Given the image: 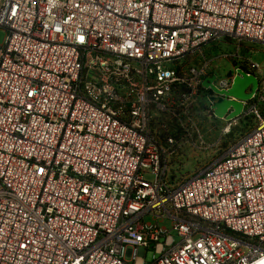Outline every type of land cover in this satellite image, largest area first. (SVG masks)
Masks as SVG:
<instances>
[{
    "label": "built area",
    "instance_id": "1",
    "mask_svg": "<svg viewBox=\"0 0 264 264\" xmlns=\"http://www.w3.org/2000/svg\"><path fill=\"white\" fill-rule=\"evenodd\" d=\"M0 29V264H264V0H0Z\"/></svg>",
    "mask_w": 264,
    "mask_h": 264
},
{
    "label": "rangeland",
    "instance_id": "2",
    "mask_svg": "<svg viewBox=\"0 0 264 264\" xmlns=\"http://www.w3.org/2000/svg\"><path fill=\"white\" fill-rule=\"evenodd\" d=\"M6 37V31L0 29V44H2ZM235 50V43L228 42V53ZM241 51L245 53L250 59L257 61L261 66V76L264 90V42L256 40H245L242 42ZM212 56L221 55L220 49L211 48ZM214 66L217 68L215 74L219 79H224L227 74L234 69L232 61H217ZM246 123L241 125L235 130V134L228 135V137L221 140L219 143L216 139L207 138L204 144L199 145L197 148L188 149L182 156L175 161L172 168V174L175 179L182 180L189 176L196 175L199 172L210 166L215 160L223 155L227 147L235 139L239 133L244 132L247 127H251L254 124L252 117L246 119ZM215 134L219 135V131H215ZM217 137V136H216ZM216 144L213 146V144ZM151 258V255H150Z\"/></svg>",
    "mask_w": 264,
    "mask_h": 264
},
{
    "label": "water",
    "instance_id": "3",
    "mask_svg": "<svg viewBox=\"0 0 264 264\" xmlns=\"http://www.w3.org/2000/svg\"><path fill=\"white\" fill-rule=\"evenodd\" d=\"M204 85L208 86V82L205 81ZM258 87L259 82L256 77L249 76L238 70V75L235 77L233 86L227 92V95L233 96L237 99L250 100L252 94L258 89ZM212 89L215 90L214 87H212ZM249 89H251V91L247 92ZM214 107L216 116H218L219 118H223L227 113V109L232 107L234 111L228 114V120L239 116L243 110V105L240 102L229 99H219Z\"/></svg>",
    "mask_w": 264,
    "mask_h": 264
},
{
    "label": "trees",
    "instance_id": "4",
    "mask_svg": "<svg viewBox=\"0 0 264 264\" xmlns=\"http://www.w3.org/2000/svg\"><path fill=\"white\" fill-rule=\"evenodd\" d=\"M233 135V134H232Z\"/></svg>",
    "mask_w": 264,
    "mask_h": 264
}]
</instances>
